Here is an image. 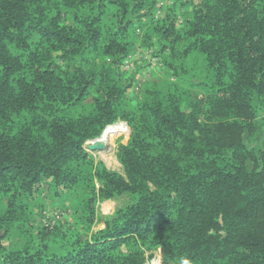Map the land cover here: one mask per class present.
<instances>
[{
  "label": "trees",
  "instance_id": "trees-1",
  "mask_svg": "<svg viewBox=\"0 0 264 264\" xmlns=\"http://www.w3.org/2000/svg\"><path fill=\"white\" fill-rule=\"evenodd\" d=\"M146 5L0 0V264H264V147L245 138L264 111V0H182L184 28L159 39L173 80L138 97L121 65ZM119 119L125 175L84 150ZM45 177L73 217L37 238ZM124 196L95 230L96 201Z\"/></svg>",
  "mask_w": 264,
  "mask_h": 264
},
{
  "label": "rangeland",
  "instance_id": "rangeland-1",
  "mask_svg": "<svg viewBox=\"0 0 264 264\" xmlns=\"http://www.w3.org/2000/svg\"><path fill=\"white\" fill-rule=\"evenodd\" d=\"M150 2H155L153 12L150 15L151 17L148 15L150 11L147 9L148 5L137 13L142 16L143 24H137L134 28L135 30L133 29L134 34H131V37L128 38L133 44H131L129 53L121 65L125 72L124 83L127 85L132 83V87L128 90L131 96L142 97L146 92L150 93L152 90L157 89V85H163L164 90L167 88L165 84L173 80L170 73L166 72L167 66L165 64V58L168 59L170 55V45L168 44L163 49L162 44L159 42L160 33L162 32L161 29L172 27L176 31L181 32L185 26L186 9L182 5V0H149ZM113 12L114 9L110 8L106 18L111 19ZM133 16L135 17L136 15ZM195 69L200 73L201 78L208 79L209 82H212V76H207L208 74L201 64H198ZM185 89L190 92V96L192 97H201L206 94L203 89L193 88L189 85H185ZM114 124H118V127L113 137ZM114 124L108 125L110 130L105 149H88L87 145L91 141L89 140L87 141L88 143H85L84 150L96 162H103L110 170L125 175V168L119 159V152L121 146L128 144L130 140L131 127L123 119H119ZM257 126L260 128L258 133L254 137L246 133L245 138L248 143H253L257 146L262 145L264 147V111L260 112L257 117ZM107 156L110 159H107ZM52 181V178L45 177L42 188L36 196V201L33 203L34 212L29 218V221L33 224L34 233L37 238L41 236L38 233L39 231L42 232L46 228L51 229L60 221H72L73 208L71 202L73 205V201H69V198L61 195L62 190H56L53 187ZM129 202L130 198L128 196L109 200L98 199L96 201L98 221L94 229L99 230L104 228L103 220ZM4 209L5 206L1 210L4 211ZM23 235L21 232H18L12 237L11 241L15 244L23 242ZM157 255L160 256V264H163L160 252L156 250L146 252L144 264H156L155 259Z\"/></svg>",
  "mask_w": 264,
  "mask_h": 264
},
{
  "label": "water",
  "instance_id": "water-1",
  "mask_svg": "<svg viewBox=\"0 0 264 264\" xmlns=\"http://www.w3.org/2000/svg\"><path fill=\"white\" fill-rule=\"evenodd\" d=\"M102 134H103V133H102ZM100 138H101V136L98 137V138H96V139L91 140L90 142H92V143H89V144L87 145L88 149H90V150H102V149H105L106 146H107V144H106L105 141H103V140L100 139ZM158 257H160V256L157 255V256H156V259H157Z\"/></svg>",
  "mask_w": 264,
  "mask_h": 264
},
{
  "label": "bare ground",
  "instance_id": "bare-ground-1",
  "mask_svg": "<svg viewBox=\"0 0 264 264\" xmlns=\"http://www.w3.org/2000/svg\"><path fill=\"white\" fill-rule=\"evenodd\" d=\"M116 126H114L113 128H115ZM109 130H110V127H107L105 129V131L103 132V134L101 135V138L103 141L107 142L108 141V138H109ZM88 143V142H87ZM89 143H92V142H89ZM111 157V156H110ZM109 158V156H107V159ZM110 159V158H109ZM156 262H161L160 261V257H158L157 259H155Z\"/></svg>",
  "mask_w": 264,
  "mask_h": 264
},
{
  "label": "clouds",
  "instance_id": "clouds-1",
  "mask_svg": "<svg viewBox=\"0 0 264 264\" xmlns=\"http://www.w3.org/2000/svg\"><path fill=\"white\" fill-rule=\"evenodd\" d=\"M183 264H189V262L187 260H184Z\"/></svg>",
  "mask_w": 264,
  "mask_h": 264
}]
</instances>
